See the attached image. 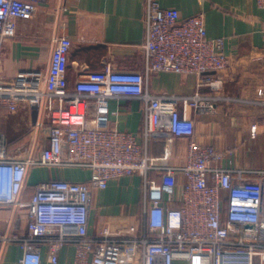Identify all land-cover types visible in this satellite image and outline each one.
Masks as SVG:
<instances>
[{
	"label": "built area",
	"instance_id": "2783aa9c",
	"mask_svg": "<svg viewBox=\"0 0 264 264\" xmlns=\"http://www.w3.org/2000/svg\"><path fill=\"white\" fill-rule=\"evenodd\" d=\"M48 1L0 0V60L17 21L31 19ZM257 4L264 8V0ZM144 24V73L108 65L80 74L71 84L67 73L74 42L63 35L55 39L46 74L19 71L9 82L0 78V107L15 113L25 105L37 116L34 145L11 149L0 128V210L15 209V221L26 222L24 233L0 231V260L3 245L19 242L17 264H44L43 246L48 264H59L69 244L75 246L71 264H120L125 247L136 250L142 264H264V169L220 166L224 152L195 140L188 114L214 109L217 96L200 88H224L225 41L207 36L204 12L183 17L161 0H145ZM161 72L195 75L197 90L190 95L151 91L149 76ZM122 97L143 102L144 145L135 133L110 125V102ZM41 110L47 122L38 120ZM178 137L189 139L185 161L171 164ZM155 141L165 143L160 157L147 152ZM40 167L88 170L90 177L41 181L24 200L29 171ZM128 175L143 179L142 233L91 235L94 192Z\"/></svg>",
	"mask_w": 264,
	"mask_h": 264
},
{
	"label": "crops",
	"instance_id": "0c3cea01",
	"mask_svg": "<svg viewBox=\"0 0 264 264\" xmlns=\"http://www.w3.org/2000/svg\"><path fill=\"white\" fill-rule=\"evenodd\" d=\"M164 7L176 8L183 17L204 12L209 38H223L229 63L223 71L224 88L216 91L203 86L204 95H215L214 109L196 114L188 110L195 122V140L214 145L224 152L219 161L225 168L264 169V8L257 0H161ZM145 0H49L38 5L29 20H18L16 34L2 46L0 78L11 81L19 71L48 72L55 39L68 36L73 42L67 77L72 84L79 75L104 70L145 72ZM213 73H208L210 75ZM151 91L190 95L197 90L195 75L161 72L149 76ZM110 125L129 130L142 138L143 102L122 97L110 102ZM184 111L182 105L179 106ZM119 110V112H118ZM118 112V113H116ZM34 110L22 105L11 113L0 107V128L11 149L36 142ZM43 110L39 121L47 122ZM253 129L256 133L253 135ZM189 139L174 141L171 164L183 163ZM165 143L148 145L151 157L164 154ZM88 170L73 168H33L29 171L23 199L28 200L36 184L58 178L85 181ZM181 183L185 181L180 176ZM144 199L143 179L128 175L109 181L106 189L94 192L89 215V233L136 237L142 233L141 213ZM25 210L20 213L24 214ZM15 209L0 210V231L24 233L26 222L15 221ZM73 244L66 245L59 264H71ZM21 244L3 245L0 264H17ZM43 263L48 264L47 246L42 248ZM120 264H142L136 250L125 247ZM175 264H188L180 261Z\"/></svg>",
	"mask_w": 264,
	"mask_h": 264
}]
</instances>
